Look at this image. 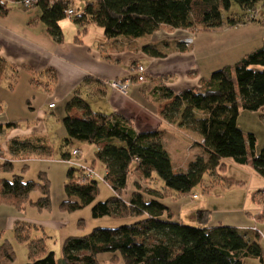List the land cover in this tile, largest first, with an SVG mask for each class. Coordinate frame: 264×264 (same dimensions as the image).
I'll return each mask as SVG.
<instances>
[{
  "label": "trees",
  "instance_id": "16d2710c",
  "mask_svg": "<svg viewBox=\"0 0 264 264\" xmlns=\"http://www.w3.org/2000/svg\"><path fill=\"white\" fill-rule=\"evenodd\" d=\"M9 1L23 0H0V15L7 12ZM30 1L41 9L40 18L48 34L55 41H62L59 21L67 16L65 11L70 0ZM232 1L238 3L242 11L253 9L256 3L264 9V0H89L83 11L72 17L81 27L80 32H84L85 25L91 21L109 38L119 35L138 38L163 26L197 32L218 28L224 21L228 25L240 23L243 21L241 17L224 14ZM255 12L248 19H256ZM187 48L176 40L141 46L145 54L155 57H165L170 51H185ZM6 70V63L0 57V78ZM131 79H137V76H131ZM150 97L160 117L200 136L197 144L201 154L187 162L185 171L173 170L170 156L161 142L163 130L138 131L131 119L113 112L93 110L78 94H73L65 102L62 123L66 143L75 139L97 147L93 161L99 160L103 164L102 179L113 191L107 199L92 204V216L141 218L112 228L96 227L86 235L68 236L62 243L64 264H99L98 255L107 252L111 253V262L122 261L123 264H244L246 257L259 258L263 264L257 230H241L224 224L209 227L206 223L210 211L206 209L196 211L199 226L174 221L170 208L151 197L163 193L151 187L146 190L138 179L150 181L155 173L163 181V189L188 194L195 186L202 185L206 175L210 177L225 172L226 158L237 164L250 162L264 176V146L255 152L254 134H245L237 122L240 107L264 109V40L260 47L246 53L234 64L214 70L208 78H200L198 88L175 93L157 84L152 87ZM15 125L7 124L8 127ZM47 147L21 139L10 143L11 150L17 152L46 151ZM70 154V151H64L63 159H68ZM132 163H135L134 171ZM0 169L12 172L13 163L2 160ZM131 172L134 176L132 182L139 185L135 184L136 189L126 199L122 194ZM79 174L78 167L72 165L67 169L65 191L76 195L77 199L63 200L60 207L64 210L73 211L91 204L97 195L95 178L79 182ZM42 180L43 183L24 180L18 174H13L10 179L0 178V204L21 209L29 203L40 210L48 209L49 180L46 175ZM36 189L42 195L32 200L30 193ZM145 194L151 198L146 199ZM37 227L22 220L14 222L15 238L29 247L26 264H57L54 252H46L44 237H31L33 228ZM14 260L11 243L3 241L0 244V264H12Z\"/></svg>",
  "mask_w": 264,
  "mask_h": 264
},
{
  "label": "crops",
  "instance_id": "0c3cea01",
  "mask_svg": "<svg viewBox=\"0 0 264 264\" xmlns=\"http://www.w3.org/2000/svg\"><path fill=\"white\" fill-rule=\"evenodd\" d=\"M259 4L256 3L253 9L243 10L241 14L233 16L241 17L242 22L228 25L224 21L218 28L197 31L193 34L192 44L185 51L173 50L165 57H155L145 54L141 46L164 40L179 41L189 35L190 30L163 26L150 35L138 38L123 35L109 38L101 27L91 29L94 24L91 21L85 25V31L80 32L81 27L74 24L73 17L69 16L71 21L67 18L59 21L63 38L57 42L48 34L46 25L40 18L41 9L38 6L24 7L21 2L9 1L7 12L0 15V57L7 66L6 72L0 78V89L5 80L9 87L6 85L4 92L0 93H24L26 97L30 93H36L39 94V100L37 108L31 106V111L22 115L8 110L10 104L7 103L5 107V99L0 98V160L13 163L11 176L18 174L24 177L14 172V164L25 158L21 157V151L11 150V141L38 136L48 144L54 127L60 137H65L66 132L60 127L58 120L65 114V102L73 94H78L93 110L113 112L131 119L138 131L163 130L160 138L170 160L186 163L187 160L184 159L187 155L183 153L188 148V142L180 134L194 131L178 127L160 117L150 97L151 89L157 84H162L175 93L187 88H198L200 78H208L214 70L232 65L246 53L260 47L264 40V12L260 14L263 7ZM254 12L256 19H248ZM94 31L96 36L92 34ZM134 64L144 66V82L132 79L125 92L104 83L109 79L135 76L132 70ZM20 78L23 80L22 87L17 92L12 91L13 81H19ZM26 103L32 105L28 98ZM49 103L54 105L49 107ZM239 114L237 122L241 128ZM8 123L16 125L8 127ZM194 155L199 154H192ZM232 162L239 166L240 173L230 174L226 171L225 175L212 174L209 177L210 184L215 181L224 182L222 192L211 193L210 188L213 185H207L203 187L205 191L210 189L207 194H188V199H183L177 197L179 193L165 191L164 187L157 189L163 194L169 192L172 202L164 203L170 208L173 217L175 213L170 203L175 202L178 204L180 216L183 215L185 206H190L194 213L201 209L209 210L210 217L206 223L209 227L220 224L241 230L255 227L259 232L258 218L264 219V207L261 210L259 204V190L264 187V176L250 162ZM235 187L245 188L242 196L228 193ZM10 208L3 209L6 213L0 219V229H5L3 224H8L10 220L13 221V227L17 220L39 226L27 214H20ZM199 225L198 223L197 226Z\"/></svg>",
  "mask_w": 264,
  "mask_h": 264
},
{
  "label": "rangeland",
  "instance_id": "374dc122",
  "mask_svg": "<svg viewBox=\"0 0 264 264\" xmlns=\"http://www.w3.org/2000/svg\"><path fill=\"white\" fill-rule=\"evenodd\" d=\"M87 0H70V7L74 9L75 13H80L83 11L84 4ZM242 8L241 6L236 3L235 1H232L230 9L228 11H224V14L234 16L236 14H241ZM263 9L261 10L260 14L262 15ZM69 21H71V17L66 16ZM73 21V20H72ZM74 24H76L73 21ZM91 29H100L97 24H92ZM98 31V30H97ZM98 33V32H97ZM93 35L96 36V32H92ZM180 42V41H179ZM182 43V42H181ZM22 78H20L19 81L14 82L12 85V91L17 92L22 87ZM9 87V84H7V80H5L2 84L0 89V92H4L5 86ZM35 88V87H34ZM35 95L36 93H30L28 97L24 93H0V98H4L5 107L7 106V103L10 105L8 106V110H12L16 114H25L27 111H31V106L34 108H37V102L39 100V94H36V96L31 97L32 95ZM26 98H28L32 105L29 103H26ZM33 100V101H32ZM6 109V108H5ZM240 113V114H239ZM239 125L241 126L244 133H253L256 141H255V150L258 151L264 146V109L260 110H245L243 108H239ZM57 122V121H56ZM59 125L62 129H64L62 118L58 120ZM50 132L52 134V138L49 141V143H44V140L39 139L38 136H30V137H23L21 138L22 141L28 140L32 144H47V150L41 151L40 149L22 152L21 157L25 158L24 160H21L19 162H16L14 165V172L22 174L24 177V180L27 179H33L37 180L43 183V177L44 175L47 176L49 180V195H50V207L48 209H38L37 206H34L32 204H25L21 209H17L9 204H0V219H2V216L6 213L3 209L6 207H11L10 209H14L15 211L19 212L20 214H27L28 218L31 220H36L38 223L37 228H33L31 232V237L35 236H43L44 242H45V248L46 252L53 251L55 255V259L57 261V264H64L63 257H62V243L65 238L71 235H86L90 233L94 228L96 227H116L121 224L131 223L134 222L141 217L133 216V217H126L121 218L115 215H105L102 217H94L91 213V207L92 204L97 201H103L107 199L109 196L113 194V191L110 189V187L103 181V173H104V166L101 164L99 160H95L93 162V157L95 154L96 146L94 144H91L89 142L79 141L72 139L71 142L68 144L66 143L65 137H60L55 130ZM249 130V131H247ZM181 133V138L188 142L187 150L184 151V155L186 154L187 157L184 160H187V162L193 158H195L196 155L192 156V154H201V150L199 145L197 144L199 142L200 136L197 133L191 132L190 134ZM183 146L184 144L181 143ZM79 148L80 154L76 156H70L69 160H72L76 163H81L84 165L90 166V164L93 163L94 166V173L96 174L95 180L98 185V192L97 195L94 197V200L91 204L85 205L81 208H78L73 211L64 210L60 207V203L63 200H66L68 198L70 199H77V196L74 194H68L65 191V183L67 182L66 172L67 169L70 166H75V164H69L67 160H64L62 157V153L64 151H71V149ZM183 151V150H182ZM191 156V157H190ZM2 160H0L1 162ZM226 163V169L225 172H221V175H225L228 171L230 174L240 173L236 164H233L231 158L224 159ZM187 162L172 160V167L174 171H185ZM251 165V164H250ZM132 170L135 168V163H132L131 165ZM134 171V170H133ZM227 171V172H226ZM4 173V174H1ZM12 172H5L0 169V176H9L11 177ZM81 175V171L79 174V177ZM209 176L206 175L204 178V181L202 185L195 186L191 193L188 194H197V195H205L210 190L212 193H219L222 192V188L224 187V182H214V184H210L209 182ZM134 180L133 173L131 172L127 179V187L125 191L123 192L122 196L123 198H129L132 191L136 189V185L138 182H141V184L144 186L146 190H149L151 188L155 189H161L163 187V181L154 173L153 177L150 179V181H142L138 179V182L135 183L132 182ZM136 184V185H135ZM139 185V183H138ZM212 186V188L208 189L207 191L204 190L203 187L205 186ZM148 186V187H147ZM243 189L245 188H239L235 187L234 190L228 192L232 195L242 196ZM167 191V190H165ZM173 192V191H171ZM227 193V192H225ZM169 192H164L162 195H151V197L159 199L161 202H172L170 196L168 195ZM188 194L179 193L177 197H182L183 199H188ZM41 191L39 189H36L30 193V198L32 200H36L38 197H40ZM228 195V194H227ZM150 195L145 194V198L149 199L151 198ZM185 197V198H184ZM196 202L197 200L194 199ZM171 209L175 213V216L172 220L181 222L190 225V226H197V219H196V212L194 213L193 209H191L190 206H185L183 210V215L180 216L178 204L175 202L170 203ZM260 209L264 207V202L262 201V198H260ZM7 205V206H6ZM9 205V206H8ZM259 214V213H258ZM196 219V220H195ZM9 225V227H8ZM2 226V222H0V227ZM3 226L5 229H0V244L3 241L8 240L15 253V260L12 264H26L29 261L28 258V252L29 247L25 242H20L17 240L13 233V221H9L8 224L4 223ZM12 226V227H11ZM257 226L259 227V236H260V242L262 245V258L264 263V219H259L257 221ZM111 253H102L98 255L99 264H123L122 261L119 262H111L110 260ZM244 264H260L259 258L254 257H246L243 259Z\"/></svg>",
  "mask_w": 264,
  "mask_h": 264
},
{
  "label": "built area",
  "instance_id": "2783aa9c",
  "mask_svg": "<svg viewBox=\"0 0 264 264\" xmlns=\"http://www.w3.org/2000/svg\"><path fill=\"white\" fill-rule=\"evenodd\" d=\"M21 3L24 7H29L32 5L30 0H23V1H21ZM65 12H66L67 16H73L74 15V11H73L72 7H70V6L66 9ZM194 33H195V31H190L189 35L184 36L179 41L182 42L186 46H190L192 44V41H193V34ZM132 70L135 73V75L137 76L138 81H140V82L145 81V79H146L145 68L143 65L134 64V66L132 67ZM131 81H132L131 75H128V76L124 77L123 79H115L114 78V79L105 80L104 83L106 85H109L113 89H117L119 91L125 92L126 88L129 86ZM53 105H54V103L48 104L49 107H52ZM70 153H71L70 156H76V155L80 154V150L78 148H75V149L73 148V149H71ZM69 158L64 159V160H67L69 164H75V166L78 167L81 171V175L78 178L79 182H86L92 178H95L96 174L94 173V169L91 166L73 162L72 160H69ZM259 194L262 198V201L264 202V187L260 188ZM247 229L256 230L255 227H248Z\"/></svg>",
  "mask_w": 264,
  "mask_h": 264
}]
</instances>
